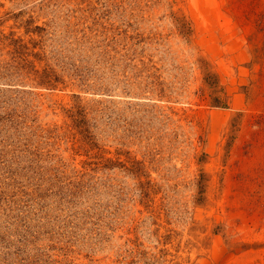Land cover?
<instances>
[{
	"label": "rangeland",
	"instance_id": "1",
	"mask_svg": "<svg viewBox=\"0 0 264 264\" xmlns=\"http://www.w3.org/2000/svg\"><path fill=\"white\" fill-rule=\"evenodd\" d=\"M0 264H264V0H0Z\"/></svg>",
	"mask_w": 264,
	"mask_h": 264
}]
</instances>
